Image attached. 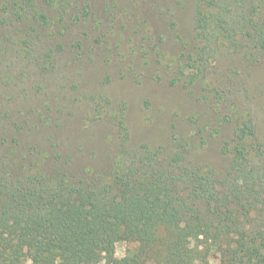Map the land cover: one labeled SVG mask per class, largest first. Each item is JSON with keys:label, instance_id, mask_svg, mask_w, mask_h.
Instances as JSON below:
<instances>
[{"label": "rangeland", "instance_id": "1", "mask_svg": "<svg viewBox=\"0 0 264 264\" xmlns=\"http://www.w3.org/2000/svg\"><path fill=\"white\" fill-rule=\"evenodd\" d=\"M26 1L32 11L10 22L13 0H0V133L26 155L17 167L41 161L81 177L147 145L181 146L190 164L222 171L242 119L264 143V55L220 48L190 83L198 0ZM135 249L120 242L116 257Z\"/></svg>", "mask_w": 264, "mask_h": 264}, {"label": "trees", "instance_id": "2", "mask_svg": "<svg viewBox=\"0 0 264 264\" xmlns=\"http://www.w3.org/2000/svg\"><path fill=\"white\" fill-rule=\"evenodd\" d=\"M31 8L13 0L2 13L14 22ZM194 30L202 49L186 65L190 83L220 48L264 55V0H198ZM7 142L0 133V264H204L213 252L221 264H264V143L252 120L225 144L222 171L190 164L181 146L142 145L77 177L41 161L17 167L26 155ZM120 242L135 252L117 258Z\"/></svg>", "mask_w": 264, "mask_h": 264}]
</instances>
